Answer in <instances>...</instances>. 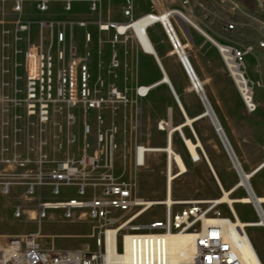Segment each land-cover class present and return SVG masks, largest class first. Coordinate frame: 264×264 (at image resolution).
<instances>
[{
    "label": "rangeland",
    "instance_id": "1",
    "mask_svg": "<svg viewBox=\"0 0 264 264\" xmlns=\"http://www.w3.org/2000/svg\"><path fill=\"white\" fill-rule=\"evenodd\" d=\"M180 1L183 3V0ZM37 3L38 0H24L21 12H14L12 10L13 0H0V21L3 22L0 23V54L5 57L2 64L4 71L0 72V141H26L18 149L22 154L16 151L14 147L7 154V147L1 148L0 144V182L3 180L11 182L7 194L1 191L0 184V239L6 236L36 233L38 242L44 248H87L93 251L96 249L95 236L98 229L96 220L85 214H80L77 210L74 211L72 217L66 218L63 215V210L57 208L48 209L46 216L40 220L36 217V203L39 195L43 200L48 201L66 200L70 197H77L76 185L73 182L63 184L60 186V193L54 195L50 191V185L44 179V183L39 187L40 193L36 191L34 195H28L26 192L27 180L37 177L39 172L46 176L54 162L63 159L68 154L77 157L87 143L89 150L93 151L98 147L97 134L107 131V133L112 134V141L115 145L111 167L114 175L127 181L137 180L135 192L138 196L145 199H162L165 196L164 169L166 153L164 151H150L146 154L144 165L136 166L134 164V149L137 144L142 142L144 144L148 142L145 146L154 147L157 145L163 146L165 141H125V131L111 124L119 109L118 106L123 105V102L117 101L105 105L101 112L103 121L99 123L95 119L97 111L86 109L83 102L77 101L75 104H70L67 101L54 100L51 103L50 120L45 124H40L34 117L27 118L25 116L21 104L15 105L12 101H1L2 96L14 99L18 103L22 100L24 51L29 44L51 53L54 59L55 72L62 66L63 62H67L70 58L68 46L72 43H70L68 35H66L64 42L59 43L56 40V31L52 34L50 30H44L43 33L39 30L40 21L50 20L55 25L57 22L67 20V18L61 16L68 12L63 7L64 3L61 0H48V9L44 12L38 10ZM72 4H74L73 0ZM82 4L85 5L86 3L83 2ZM183 4H187V2ZM89 10H91L90 7ZM16 20L30 22L29 31L16 32L13 23ZM55 29L56 26H54ZM77 31L76 28H73L72 41L74 45L83 47V50L76 49L74 58L82 63L86 61L87 53L83 35L79 37ZM124 35L130 36L133 39L132 41L139 46L130 30ZM60 51H62V58L59 57ZM8 63L15 67L14 72H12L16 76L11 80H9L8 71L6 70ZM244 63H246L247 74L254 71V65L257 64L255 53L250 52L245 55ZM109 67L116 73L118 72L119 66L114 65L112 61ZM9 68L11 69L10 66ZM247 74L245 73L246 76ZM96 78V67L90 65V90H92L91 84L96 81ZM95 83L94 90H100V94H105L108 84L101 85L98 81ZM251 84L254 100L262 102L263 107L252 117H244L238 140L242 141L243 146H245L246 156L245 158L241 157L240 160L235 157L238 173L252 169L253 166L250 164L259 162L264 154V82L260 81L259 84H256L255 81H252ZM8 85L11 88L10 92L2 91ZM115 85L119 89L116 83ZM119 90L123 91V89ZM106 112L109 113L107 123L104 119ZM69 114L76 117L74 122L68 118ZM85 123H89V132L85 131ZM217 128L219 131H214L215 141L221 149L226 151L222 137L225 136L230 144L228 133L221 127ZM173 148L180 154L187 171L173 179L171 183L172 196L190 199L219 196L220 191L207 163L204 160L190 163L187 150L180 141H173ZM204 148L223 188L227 190L236 180L235 168L232 163L229 162L228 164L226 162V154L223 151L218 152L211 145L205 143ZM3 149H5V155H1ZM13 152L20 154L22 157L28 156L30 160L28 165L21 168L15 164H6L1 161V158L10 157ZM40 153L45 155L42 162L39 161ZM100 171L84 170L82 176H84V180L94 183L97 181ZM249 182V190L254 195L255 193L264 195V168L252 175ZM87 191L89 192V190ZM247 195L248 189L246 187L238 188L231 193L233 197ZM17 205L22 207L19 217L14 215L15 206ZM233 206L242 221L252 222L260 217L252 202H235ZM261 206H259V209L264 217V203ZM219 209L222 215L232 218V213L225 204H221ZM162 216V207L155 205L145 211L140 219L148 220L161 218ZM245 230L261 264H264V228L259 225H249L246 226Z\"/></svg>",
    "mask_w": 264,
    "mask_h": 264
},
{
    "label": "built area",
    "instance_id": "2",
    "mask_svg": "<svg viewBox=\"0 0 264 264\" xmlns=\"http://www.w3.org/2000/svg\"><path fill=\"white\" fill-rule=\"evenodd\" d=\"M24 0H13L12 10L21 12ZM260 1V7L264 9V0ZM183 0V3H186ZM98 0H90V9L95 10ZM37 8L44 12L48 9V0H38ZM233 8L236 5L233 3ZM64 9H70V1L65 0ZM178 12L176 9H168L150 13L154 19L152 22L162 24L165 34L171 44L172 50L180 59L189 80L192 82L191 74L183 61L182 45L175 34L173 26L169 20L171 14ZM129 13V8L124 11ZM0 23H3L0 21ZM14 29L16 32H27L29 23L16 20ZM40 27L52 29L54 23L50 20L39 22ZM116 22H103L98 24L100 30L113 28L114 38L123 34L117 30ZM84 26V22H79ZM225 29H232L233 23L227 22ZM57 42L65 40L63 30L55 33ZM85 40H89V34L85 33ZM259 46H264V42H259ZM250 46L231 47L228 45H218V51L222 58L225 73L238 94L243 109L247 115L256 113L259 108L254 100L253 87L244 73V56L250 52ZM69 60L63 62L62 66L54 71V59L50 52L42 48L29 44L24 51V76L22 88V100L18 103L14 99L2 96L1 101H12L13 104H21L27 118L34 117L40 124H45L50 120L51 103L54 100L67 101L75 104L81 101L86 109L95 110V119L101 123L103 121L101 112L105 105L123 102L128 98L125 91L119 90L115 83H109L105 94H96L89 88L90 71L87 61L79 63L76 56V47L73 44L68 46ZM62 58V51L59 52ZM5 57L0 54V72L4 71L2 64ZM117 65L115 59L112 60ZM197 80V79H196ZM151 85H139L135 88L138 96L147 93ZM199 92V91H198ZM68 118L75 121L76 117L69 114ZM167 121L160 120L158 127L164 129ZM85 131L89 132V123L84 125ZM109 137V139H108ZM185 143V141H183ZM98 147L93 151L89 150L88 143L83 147L82 152L76 157L66 155L63 159L54 162L48 170L46 176L41 172L33 179H28L26 192L34 195L39 191V187L44 183L50 185V191L54 195L60 193V186L74 183L76 185L77 197H70L66 200L48 201L43 200L39 195L36 203V217L38 220L44 218L47 210L57 208L63 210L66 218L72 217L74 211L85 214L98 223L95 236L96 249L91 251L82 249H55L44 248L37 240L36 233H27L15 236H6L0 239V264H15L20 261L23 264H168L160 251L156 250V243L160 241V234H167L173 231V224H184L186 233H194L193 248L188 252V259L183 260V264H242L237 251V244L234 238H226V233L221 230L219 221L215 223V229H210V236H203V229H207V222L223 219L219 209L220 205L213 198H175L168 204L160 199H155V205L162 207L163 216L161 218L140 219V216L151 207L145 204V198L136 194L135 181H127L114 175L111 171L112 155L115 147L112 141V134L99 132L97 134ZM150 148L143 144H137L134 149V164L142 166ZM198 154L189 155L191 162L204 160L207 162L203 150L198 146ZM7 150V149H6ZM187 150V149H186ZM5 151V149H3ZM45 155L40 153L39 161L42 162ZM1 161L6 164H15L18 167H25L29 163L28 156L22 157L13 152L10 157H3ZM264 164L257 165V170ZM99 172L97 181L91 183L84 180L83 171ZM255 172H257L255 170ZM165 197H168V174L172 173L173 178L180 172L175 155L169 161L165 159ZM173 178L171 179L173 181ZM239 179L234 185L235 189L243 188ZM1 191L7 194L11 187V182L3 180L0 182ZM220 192L221 187L218 185ZM89 190V192L87 191ZM40 193V191H39ZM22 212L20 205L15 206L14 215L19 217ZM126 233H133L136 236L152 237L155 246L156 260H149L146 255H141V246L137 245V250H130V244L125 242ZM175 233V232H174ZM229 234V233H228Z\"/></svg>",
    "mask_w": 264,
    "mask_h": 264
},
{
    "label": "crops",
    "instance_id": "3",
    "mask_svg": "<svg viewBox=\"0 0 264 264\" xmlns=\"http://www.w3.org/2000/svg\"><path fill=\"white\" fill-rule=\"evenodd\" d=\"M61 1L64 3L65 0ZM69 1L70 9L61 15L67 20L57 22L54 25L55 30L54 26L50 30L40 25L39 30L41 33L50 30L52 34L54 31L63 30L65 37L68 35L72 44L73 28L78 30L79 37L83 35L89 71L90 65L96 67L95 82L98 81L101 85L116 83L119 89L125 91L128 98L126 103L118 106L119 109L111 122L112 126L125 131V141H165L164 145L166 141H171L172 146L173 141H180L186 149V144L183 142L186 139L200 141L207 157L206 163L217 187L219 185L224 189L208 160L204 143L211 145L218 152L223 151L226 154L225 160L229 164L226 151L215 141L214 131L217 132L215 127L217 121L218 125L228 133L229 145L235 157H238V160L241 157L245 158L246 148L242 141L238 140L239 132L244 117H252L256 113L252 115L245 113L231 79L225 73L218 45L250 46V52L257 56V64L254 65L255 70L249 74L246 72V63L243 65V70L249 81H255L256 84L260 81L264 82V46H259V42H264V9L257 7L252 0H249L251 8L242 0H186L187 4H183L180 0H98L97 10H89L90 0H73L74 4L72 0ZM80 2H85L87 5ZM233 3L236 8H233ZM127 8L129 13L125 14ZM168 9L178 11L171 14L169 20L182 45L184 57L196 78L203 83L202 91L198 92L191 88V81L180 59L172 50L161 23L151 22L146 28L152 51H145L140 45H136L130 36L124 35L127 31L113 39L115 35L113 28L108 30L98 28L99 23H126ZM79 22H84L85 25L81 26ZM227 22L233 23L232 29L224 28ZM85 33L89 34L87 41ZM74 46L79 51L83 50V47ZM113 59L119 66L117 73L109 67ZM11 65L8 63V68L6 67L9 80L16 76L13 73L15 67ZM163 75L170 82L177 99L168 84L161 80ZM95 82L91 84L92 91L100 95V90L93 88ZM139 85H151V87L145 95L138 96L135 88ZM3 90L8 93L11 88L8 85ZM200 93L205 96V102L201 99ZM257 103L259 105L257 111H259L263 106L262 102ZM205 105L209 113H205ZM104 119L107 123L109 113L104 114ZM160 120L167 121L164 129L158 127ZM25 142L0 141V144L1 148L7 147L9 154L12 147L19 152L18 149ZM141 144L146 145L143 142ZM1 155H5L3 150ZM263 160L264 154L259 162L250 165L254 168ZM190 163L196 162L190 161ZM186 171L187 167L184 172ZM238 180L236 171V180L228 189L234 188Z\"/></svg>",
    "mask_w": 264,
    "mask_h": 264
},
{
    "label": "bare ground",
    "instance_id": "4",
    "mask_svg": "<svg viewBox=\"0 0 264 264\" xmlns=\"http://www.w3.org/2000/svg\"><path fill=\"white\" fill-rule=\"evenodd\" d=\"M252 1L257 7H260V1L258 0H252ZM153 19L154 18L152 16L144 15L126 23H117L116 26H117V30L122 33H125L126 31L130 30L134 34L137 42L139 43L140 47L143 50L152 51L150 42L146 34V28L152 22ZM202 84H203L202 81H200L199 79L195 80L194 78H192L191 88L197 91H202ZM188 122H190V120H188ZM169 140H170V136H169ZM185 144L188 153L193 156L198 154L196 149L198 146L202 149V145L200 141H190L189 139H186ZM149 148L150 151H164L166 153V158H168L169 161H171V159L175 155V159L179 166L180 172L183 173L185 171L186 166L180 154L174 150L171 141H166V144L163 146H154ZM262 168H264V164L258 170L257 167H255L251 172L250 171L243 173L240 172L241 180L239 183L248 189L247 196H241V197L231 196V193H233L236 190L234 187L228 190L222 189V192H220L219 196L213 197V199H215L217 203L225 204L228 207L229 211L232 213V218L228 216H224L223 219L207 222V229H203V236H210V229H215V223L219 221V223L221 224V230H224V233L227 234L226 238L230 237L235 239L236 244L238 246L237 248L238 256L242 264H261V261L254 249V246L245 228L246 226L249 225H259L264 228V217L261 213V210L259 209V206L262 207L261 205L262 203H264V195H258L256 193L254 195L249 190L248 187V184L250 183L249 178L256 173L255 170L258 172ZM171 175L172 173L168 174V180H167L168 197L166 198L164 196V198L159 200V201H164L168 204L172 200L170 183L172 182L171 179L173 178V176ZM185 199H190V198H185ZM235 202H242V203L252 202L254 207H256V209L258 210L260 217L252 222L242 221L239 218L233 206ZM145 204L147 205V207L155 206V199H145ZM193 241H194V233H186L184 224H173V231H167V234H160V241L159 243H156V250L162 253V256L165 257V261L168 262V264H183V260L181 259H188V252L192 251ZM125 242L130 244V250H137V245H140L141 255H146L149 260H156V251H155V246L152 243V237L136 236L133 235V233H126ZM15 264H23V263L20 261L19 263H15Z\"/></svg>",
    "mask_w": 264,
    "mask_h": 264
},
{
    "label": "water",
    "instance_id": "5",
    "mask_svg": "<svg viewBox=\"0 0 264 264\" xmlns=\"http://www.w3.org/2000/svg\"><path fill=\"white\" fill-rule=\"evenodd\" d=\"M183 61L185 62L186 66H187V68H188V70H189V72H190V74H191V77L194 78V79L196 80V77H195V75H194V73H193V71H192V69H191L190 65L188 64V62H187V60H186L185 57H183ZM161 80L165 81V82L168 84V86L170 87L172 93L174 94L175 98L177 99V97H176V95H175V93H174V91H173V89H172V87H171V84H170V82L168 81L167 77H166L165 75H163V77H162ZM200 96H201V99L205 102V101H206V98H205V96L203 95V93H200ZM205 106H206V107H205V109H206V110H205V113H209V109H208L207 105H205ZM215 127H216V130L218 129L217 127H220V126L218 125L217 121H215ZM220 129H221V128H220ZM217 131H219V130H217ZM219 134H220V133H219ZM223 137H224V139L222 138V142H223V145H224L225 150H226V152H227V155H228V157H229V160H230V162L232 163L233 167L235 168V170H236L237 173H238V169H237V167H236V162H235V155H234L233 151L231 150V147H230V145H229V143H228L226 137H225V136H223ZM238 176H239V179H241V174H240V172L238 173Z\"/></svg>",
    "mask_w": 264,
    "mask_h": 264
},
{
    "label": "trees",
    "instance_id": "6",
    "mask_svg": "<svg viewBox=\"0 0 264 264\" xmlns=\"http://www.w3.org/2000/svg\"><path fill=\"white\" fill-rule=\"evenodd\" d=\"M244 3H247L248 4V6H249V8H251V5H250V3H249V0H242Z\"/></svg>",
    "mask_w": 264,
    "mask_h": 264
}]
</instances>
